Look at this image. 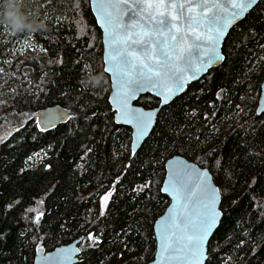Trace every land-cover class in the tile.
Here are the masks:
<instances>
[{
  "label": "trees",
  "instance_id": "trees-1",
  "mask_svg": "<svg viewBox=\"0 0 264 264\" xmlns=\"http://www.w3.org/2000/svg\"><path fill=\"white\" fill-rule=\"evenodd\" d=\"M21 10L47 31L13 34L0 24V264H34L38 248L80 237L76 264H148L155 222L170 203L161 191L165 163L176 155L208 168L222 192L206 264H264V0L230 31L224 63L162 110L134 156L132 129L115 123L109 103L90 0H22ZM138 104L160 100L144 95ZM54 105L71 119L41 132L37 112ZM90 233L98 245L87 244Z\"/></svg>",
  "mask_w": 264,
  "mask_h": 264
},
{
  "label": "snow or ice",
  "instance_id": "snow-or-ice-1",
  "mask_svg": "<svg viewBox=\"0 0 264 264\" xmlns=\"http://www.w3.org/2000/svg\"><path fill=\"white\" fill-rule=\"evenodd\" d=\"M256 4L257 0H97L98 20L107 36L106 63L111 64L106 71L116 77L117 123L130 124L135 129L133 156L155 113L133 109L130 101L138 92L148 90L167 104L174 89L180 91L197 78L188 76L189 71L201 73L215 61L223 60L217 52L222 38ZM3 71L0 68V73ZM63 119L54 114L41 118L52 126ZM40 123L37 122L40 131H47L48 124L40 127ZM177 164L168 187L181 212L169 218L161 233V252L163 259L175 264H204L206 242L220 216L216 210L219 190L210 186L208 172L189 169L183 162ZM112 195L108 192L103 197V208H107ZM40 216L42 213L35 223H39ZM87 239L92 246L100 243L91 233Z\"/></svg>",
  "mask_w": 264,
  "mask_h": 264
},
{
  "label": "water",
  "instance_id": "water-1",
  "mask_svg": "<svg viewBox=\"0 0 264 264\" xmlns=\"http://www.w3.org/2000/svg\"><path fill=\"white\" fill-rule=\"evenodd\" d=\"M261 0H257V4L260 2ZM153 2H155V0H153ZM97 3V0H90V7H91V11L96 19L97 25L100 28L101 32H102V43H103V63H104V70L105 72L109 75L110 77V81H111V92L109 95V103L112 107V110L115 112V123L117 125L120 126H126L132 129V143H131V150L133 152V140L135 139V129L132 125L130 124H124V123H117V119H118V114L116 113L115 109H116V102H117V89L114 86L116 83V77L112 75V73L110 71H106V69L111 67L110 63H106V61L108 60V49L106 47V43H107V36L106 33L104 31V28L101 26V23L98 20V12L97 9L95 7ZM256 4V5H257ZM253 5V7L251 9H249L247 12L243 13L241 15V18H239L236 22L233 23V25H231L227 32L226 35L222 38L220 45L217 47V52L223 56V60L222 61H215L213 63L212 66H210L206 71L201 72V73H193L191 71H189L187 73L188 76H196L197 78L191 79L189 82H187L184 86V88L180 91H173V93L169 96V101L167 104L163 103V100L161 97H158L154 94V91H142V92H138L136 94V99H133L130 101V106L133 109H139L142 111H153L155 113L154 117L152 118V123L150 126V129L148 131V133L142 137L138 142H137V146L135 147V152L137 153L140 148L143 146V144L147 141V139L150 137V135L152 134L159 115L161 114L162 110L169 106L170 104H172L177 98H179L187 89L190 85L196 83L197 81L201 80L204 76H206L209 71L213 68H217L220 67L224 61H225V54L223 51L224 48V44L226 41V38L228 37L230 31L236 26L238 25L242 20L245 19V17L251 12V10L256 6ZM125 21L127 20V16L124 17ZM189 43H191V41L189 40ZM195 55V54H194ZM197 66H198V62H197ZM144 95H152L154 97H157L160 100V104L159 106L155 107V108H145L141 105L138 104V101L140 100V98ZM49 114H54V115H62L64 117V119L61 120H57L55 122V125L52 126L51 124H48L47 121H42L41 118L48 116ZM257 114L258 115H262L264 114V80L261 84V96L258 102V107H257ZM72 113L70 111V109L63 107L61 105H54V106H49L46 107L44 109H41L37 112L36 115V119L37 122L41 121L40 123V127H44L46 124H48V130L57 127L60 124L66 123L69 120V117H71ZM177 162H183L184 165L189 166V169H195L197 172L200 171H206L209 174L210 177V186L217 188L219 190V198L217 200L216 203V210L220 213V216L218 218L217 224L215 226V228L213 229L212 234L209 236L207 242H206V260L204 261V264L207 263L208 259H209V244L211 239L213 238L214 234L216 233V231L218 230V228L220 227L221 221L223 219V211L221 208L222 205V192L220 187L215 183L213 175L211 173V171L208 168H203L200 167L197 163L183 157L180 155H176L171 157L170 159H168L165 163V178L163 181V185L161 188V191L164 195H166L169 200L170 203L168 205V207L166 208L165 212L158 217V219L155 222L154 225V230H155V239H156V251H155V255L152 261H150L148 264H175V262H169L166 261L165 259H163V255L161 252V240H160V236L161 233L164 232L166 230V226L167 223L169 221V218L172 216H178L181 212V209L179 207L176 206V202L173 199V196L171 194V189L168 187L169 185V181L171 178V175L174 171V169L178 166ZM181 203H183V201H181ZM173 208L176 209L175 212H173ZM42 218V216H40V219ZM84 240V237H80L76 240H74L71 243L65 244V245H60L58 247H56L55 249L51 250V251H47L45 248L41 247L38 248L36 251V256L34 259V264H76L79 261V257L81 255V248L80 245L82 243V241ZM75 249H80L79 252L73 251Z\"/></svg>",
  "mask_w": 264,
  "mask_h": 264
},
{
  "label": "clouds",
  "instance_id": "clouds-1",
  "mask_svg": "<svg viewBox=\"0 0 264 264\" xmlns=\"http://www.w3.org/2000/svg\"><path fill=\"white\" fill-rule=\"evenodd\" d=\"M22 0H4L3 11L0 13V24L7 25L13 34L28 31H47L46 24L43 21L28 20L27 16L21 10ZM88 83L93 87L100 84V78L92 76Z\"/></svg>",
  "mask_w": 264,
  "mask_h": 264
},
{
  "label": "rangeland",
  "instance_id": "rangeland-1",
  "mask_svg": "<svg viewBox=\"0 0 264 264\" xmlns=\"http://www.w3.org/2000/svg\"><path fill=\"white\" fill-rule=\"evenodd\" d=\"M25 44H27V43L25 42ZM21 46H22V48H24V45H21ZM102 57H103V53H102ZM263 62H264V58H263ZM129 150H131V147L129 148ZM43 156H44V152H39V153L35 154V155L31 158V161L36 162V161L42 159ZM191 159H192V158H191ZM140 188H141V187H139V189H140ZM142 189H143V188H142ZM108 192H112V193H113V195L111 196L110 200L108 201V204H109V202L112 200V198H113V196H114V194H115V189H114V188H111V189H109L106 193H104V194L101 196V206H102V210H103V211H106V210H107V208H103V204H104L103 197H104ZM108 204H107V207H108ZM94 237H95V236H94ZM83 242H86V239H84V240L82 241V243H83ZM89 242H90V241H88L87 244H89ZM82 243H81V244H82ZM80 246H81V245H80Z\"/></svg>",
  "mask_w": 264,
  "mask_h": 264
}]
</instances>
